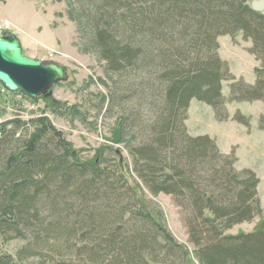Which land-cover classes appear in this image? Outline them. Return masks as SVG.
Instances as JSON below:
<instances>
[{
    "label": "trees",
    "instance_id": "obj_1",
    "mask_svg": "<svg viewBox=\"0 0 264 264\" xmlns=\"http://www.w3.org/2000/svg\"><path fill=\"white\" fill-rule=\"evenodd\" d=\"M67 1L106 70L125 75L124 94H110L105 113L115 100L129 102L132 112L118 118L114 142L124 143L131 166L77 157L43 114L0 122V230L28 220L40 225L35 219L45 208V264H75L71 256L87 264L106 257L111 264H193L159 210L140 199L142 187L171 196L182 211L194 264H264L263 221L250 232L226 233L261 214L258 176L237 169L233 151L221 152L206 134L190 135L185 124L192 99L211 106L217 120L229 118L222 81H230L227 101L264 103V14L246 0ZM237 33L250 40L248 52L261 62L254 83L235 78L219 55L218 38ZM7 94L0 84L1 103L14 105ZM232 119L249 124L240 112ZM66 226L85 244L62 242ZM14 263L0 251V264Z\"/></svg>",
    "mask_w": 264,
    "mask_h": 264
},
{
    "label": "rangeland",
    "instance_id": "obj_2",
    "mask_svg": "<svg viewBox=\"0 0 264 264\" xmlns=\"http://www.w3.org/2000/svg\"><path fill=\"white\" fill-rule=\"evenodd\" d=\"M250 1L246 0V3ZM68 3L67 0H0V33L11 31L19 35L22 39V54L43 62H57L68 71L67 80L51 88L52 95L49 98L58 102L55 107L40 97L32 102L24 98L23 94L14 92L7 94L14 100V105L0 101V122L13 118L29 120L43 114L72 143L77 157L105 158V165L110 168L122 160L123 165L130 167L131 160L124 143L114 142L118 118L132 112L129 102L115 100L111 112L105 113L107 104L111 103L110 94H114V97L119 92L124 94L125 75L106 70L105 62L81 36ZM218 42L219 55L227 61L234 77L254 83L253 69L260 66L261 62L248 52L250 40H243L237 33L234 37L220 36ZM229 84L230 81H222V95L229 113L227 120H217L211 106L192 99L185 124L190 135L206 134L214 139L221 152L233 151L237 157L236 168H251L259 178L257 191L261 214L250 222H243L226 231L227 234H237L250 232L260 222H264V129L259 127V118L264 115V103L259 100L227 101ZM53 108L58 112H52ZM236 112L249 117L248 126L232 119ZM110 150H119L120 153L114 155ZM138 192L143 202L159 210L160 221L179 244L187 247L190 259L193 264L196 263L193 246L188 242L183 213L172 197L163 193L152 195L142 187ZM41 211V215L35 219L41 222L40 225L28 220V224H17L15 230H0V251L10 253L15 259L14 264L48 263L50 248L45 247V208ZM65 230L60 231L66 233L62 242L69 241L74 248L85 244V241L79 240L76 228L66 226ZM130 231L132 228L126 227L125 232L130 234ZM71 258L75 264H87L77 257ZM111 258L106 257L104 262L111 264ZM170 264H178V261Z\"/></svg>",
    "mask_w": 264,
    "mask_h": 264
},
{
    "label": "water",
    "instance_id": "obj_3",
    "mask_svg": "<svg viewBox=\"0 0 264 264\" xmlns=\"http://www.w3.org/2000/svg\"><path fill=\"white\" fill-rule=\"evenodd\" d=\"M250 8L263 13L264 0H251ZM68 71L57 62H43L22 54V42L11 31L0 33V84L8 92L37 99L50 97L51 88L67 80Z\"/></svg>",
    "mask_w": 264,
    "mask_h": 264
},
{
    "label": "crops",
    "instance_id": "obj_4",
    "mask_svg": "<svg viewBox=\"0 0 264 264\" xmlns=\"http://www.w3.org/2000/svg\"><path fill=\"white\" fill-rule=\"evenodd\" d=\"M19 36V35H18ZM19 38H20V40H21V42H22V39H21V37L19 36ZM243 168H245V167H243ZM248 168V167H247ZM254 171V170H253Z\"/></svg>",
    "mask_w": 264,
    "mask_h": 264
},
{
    "label": "built area",
    "instance_id": "obj_5",
    "mask_svg": "<svg viewBox=\"0 0 264 264\" xmlns=\"http://www.w3.org/2000/svg\"><path fill=\"white\" fill-rule=\"evenodd\" d=\"M51 59H52V54L50 55Z\"/></svg>",
    "mask_w": 264,
    "mask_h": 264
}]
</instances>
